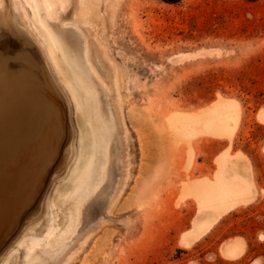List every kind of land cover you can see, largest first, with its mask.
<instances>
[{"label":"rangeland","instance_id":"obj_1","mask_svg":"<svg viewBox=\"0 0 264 264\" xmlns=\"http://www.w3.org/2000/svg\"><path fill=\"white\" fill-rule=\"evenodd\" d=\"M50 2L57 16L44 21L55 33H67L80 55L86 42L96 95L104 112L112 109L117 128L104 182L87 197L68 246L56 259L42 256L32 264H229L224 248L240 235L251 240L250 250L232 263L255 258L251 264H264V0ZM48 41L30 0H0V63L18 72L27 67L23 55L32 57L46 86L40 93L56 109L41 132H10V142L0 146V264H28L32 239L63 223L72 208L59 193L72 189L80 166L91 159L85 109ZM225 98L242 111L232 140L175 141L169 116L199 114ZM223 156L242 178L247 203L192 240L210 211L183 197V188L213 182ZM240 160L255 168L252 186L239 174Z\"/></svg>","mask_w":264,"mask_h":264},{"label":"bare ground","instance_id":"obj_2","mask_svg":"<svg viewBox=\"0 0 264 264\" xmlns=\"http://www.w3.org/2000/svg\"><path fill=\"white\" fill-rule=\"evenodd\" d=\"M30 7L33 17L42 24L48 34L49 54L54 58L63 75L66 74L63 65L71 74L72 84H70L71 80L65 76H63V80L70 84V87L74 90L76 101L85 109L89 126V134L87 131L86 133L88 137L91 136V142L93 143L90 141L89 143L93 144V149L90 154L91 159L89 158L88 161L86 159L85 165L80 166L81 163L79 164L83 169L79 173L77 172L76 177L74 176V181L71 183L72 189L61 192L59 190L58 197L61 202L64 204L66 201L71 200L72 208L65 215L63 223H56L49 230V233L42 238L32 239V246L27 249L26 254L28 264L43 261L42 256H46L50 261L54 260L68 246V240L77 228L76 221L80 217L87 197L95 193L104 182L109 161V142L117 128L112 109L108 106V110L104 112L96 95L92 79L94 71L89 59L86 42L83 50H81L83 54L80 55L79 49L71 44L68 38L70 36L67 33L65 35L57 34L50 28L44 19L51 20L54 16H57L55 5L50 0H42L41 2L30 0ZM61 9L63 10L62 3ZM62 28L65 32L69 31L68 27L66 28L64 25H62ZM60 53L61 60L59 58ZM24 65L27 66L25 69L14 72L0 63V146L2 148L12 139L11 135L8 136L10 132H13L14 135L22 134L23 137L41 132L47 121V115L52 111H56L55 107H51L45 101L44 96L39 91V87L42 85H38L36 73L32 69L34 63L28 61L27 63L24 62ZM177 114L179 115H171L167 118L168 128L176 142L186 145H190L197 137L232 140L242 120L239 103L232 98L218 99L212 104V107L205 108L199 114ZM259 118L264 122V108L261 110ZM85 140L88 141V139ZM84 146H87L86 142ZM229 162L227 156L221 157L219 172L213 182H204L202 185L187 183L183 188V197L195 198L202 210L210 211V215L206 214V217L197 224L190 237L192 240L206 233L218 218L229 209L231 210L241 203L245 204L247 201L246 189L241 186L242 178L235 174L231 169L233 163L229 164ZM96 177H98V180H96ZM247 190H249L248 187ZM130 201L132 202L133 199L131 198ZM131 202L126 201L127 204L125 205L129 206ZM54 205H56V202ZM65 221L66 223H64ZM190 238L189 240H191ZM36 249H40V253L37 255L34 252ZM242 251V243H238L237 240V242L227 245L224 254L226 257L233 259L241 255Z\"/></svg>","mask_w":264,"mask_h":264},{"label":"crops","instance_id":"obj_3","mask_svg":"<svg viewBox=\"0 0 264 264\" xmlns=\"http://www.w3.org/2000/svg\"><path fill=\"white\" fill-rule=\"evenodd\" d=\"M237 167H238L239 174H241L244 178H246L250 184H251V181L254 182L256 179H258V176L256 174H254L255 168H254V166H252V164H250V163L248 164L247 162L240 160L239 162H237ZM251 186H252V184H251ZM252 191L254 193L253 187H252ZM254 200H256V197L252 201H254ZM237 240H238V243H242L243 251H242L241 255H239L236 258L232 259V258L227 257L226 263L233 264L232 263L233 260H237L239 258H242L243 256H245L246 254L249 253L250 246H251V240L248 237L246 238L243 235L236 236V239L228 242L226 244V246L237 242ZM225 248H224V251H225ZM255 261H256V259L254 258V259H252L251 262L254 263ZM251 262H250V264H251Z\"/></svg>","mask_w":264,"mask_h":264},{"label":"water","instance_id":"obj_4","mask_svg":"<svg viewBox=\"0 0 264 264\" xmlns=\"http://www.w3.org/2000/svg\"><path fill=\"white\" fill-rule=\"evenodd\" d=\"M23 57L25 58L26 63H27L28 61H31V62L34 63L33 58L30 57L29 55L24 54ZM37 80H38V78H37ZM37 82H38V85H39V84L42 85L41 87H39V91H41L42 93H44V91H45V92L47 93L46 89L44 88V87H46V86H44V83H42L40 80H38ZM43 90H44V91H43ZM14 214H15V213H14ZM13 216H14V215H13ZM8 221H9V220H8Z\"/></svg>","mask_w":264,"mask_h":264},{"label":"trees","instance_id":"obj_5","mask_svg":"<svg viewBox=\"0 0 264 264\" xmlns=\"http://www.w3.org/2000/svg\"><path fill=\"white\" fill-rule=\"evenodd\" d=\"M166 1H170V2H172V1H176V0H166Z\"/></svg>","mask_w":264,"mask_h":264}]
</instances>
